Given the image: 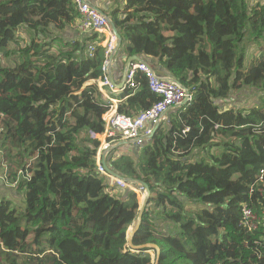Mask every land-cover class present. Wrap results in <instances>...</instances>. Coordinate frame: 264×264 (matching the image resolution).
<instances>
[{"label": "trees", "instance_id": "16d2710c", "mask_svg": "<svg viewBox=\"0 0 264 264\" xmlns=\"http://www.w3.org/2000/svg\"><path fill=\"white\" fill-rule=\"evenodd\" d=\"M115 3L125 54L193 96L141 147L117 141L106 158L150 187L133 243L156 248H126L139 198L97 170L110 107L96 83L104 36L63 42L79 19L73 0H0V184L21 196L0 195V264H264V102H232L264 93V3ZM117 99L135 119L161 100L143 73Z\"/></svg>", "mask_w": 264, "mask_h": 264}, {"label": "built area", "instance_id": "2783aa9c", "mask_svg": "<svg viewBox=\"0 0 264 264\" xmlns=\"http://www.w3.org/2000/svg\"><path fill=\"white\" fill-rule=\"evenodd\" d=\"M73 1L79 13V19L74 25V29L80 35L98 33L104 36V41L102 42L104 54V62L101 67L102 76L96 81L100 92H108L109 94L117 92L122 93L126 88H134L136 75L138 73H143L149 80L150 89L161 98L153 107L142 112L135 119L118 114L117 101L107 96L110 107L108 112L104 115L106 131L103 135L97 136V138L101 140V146L97 154L98 172L107 178L112 188L133 191L138 197L142 198V196L146 195L144 186L138 181L128 182L125 179L110 175L102 164V160L107 158L110 150L116 146L115 143L117 141H133L137 147H141L148 141L147 138L152 136L155 127L161 124L164 114L169 109L184 102H190L193 96L191 93L188 94L184 88L173 82L171 77L159 75L151 66L141 62H134L130 66L122 89L114 86L109 77V67L110 57L116 49L118 38L113 33L107 17L93 8L90 0ZM96 48L97 44H88L87 54L89 57L94 56ZM244 217L245 224H247L251 230L257 227V217L248 207L244 209Z\"/></svg>", "mask_w": 264, "mask_h": 264}, {"label": "water", "instance_id": "95a60500", "mask_svg": "<svg viewBox=\"0 0 264 264\" xmlns=\"http://www.w3.org/2000/svg\"><path fill=\"white\" fill-rule=\"evenodd\" d=\"M93 8L97 9L101 14H103L104 16L107 17L108 21H109V24L112 28V31L113 33L117 36L118 38V43L116 45V49L114 51V53L112 54V56L110 57V67H109V77H110V80L111 82L113 83L114 86H116L117 88L119 89H122L123 86H124V83H125V79H126V76H127V72L130 68V66L134 63V62H141V63H146L140 56H137V55H134V56H130V57H127L122 63H123V67H122V79H121V82L118 84L117 83V79L115 78L114 76V71H113V60H114V57L116 55V53H121L120 50V46H121V41H122V38L114 24V22L112 21V19L107 15L105 14L102 10L98 9L95 5L91 4ZM147 64V63H146ZM171 80L173 82H175L176 84H178L180 87L184 88L186 90V92L188 94H190L189 90L183 86L179 81H177L176 79L174 78H171ZM187 102H184L178 106H176L175 108H179V107H183L184 105H186ZM173 108L169 109L165 114H164V117L165 115L171 111ZM160 127V125L156 126L155 129H154V132L152 134L151 137H148L147 139L150 140L153 138V136L155 135V133L157 132L158 128ZM134 142L133 141H124V142H120L119 146H127V145H133ZM117 148V146L113 147L110 152L112 150H115ZM108 160H106V158H104L102 160V164L105 166L107 172L114 176V177H117V178H122L119 174H117L116 172H114L109 166H108ZM123 179V178H122ZM128 182H131L130 180H127ZM142 186L145 187L146 189V195L142 201V203L140 204V208L139 210L137 211L136 213V216L132 222V224L129 226V231L127 232V236H126V240H127V244H126V247L127 249L131 250V251H134V252H141L145 249H151V248H156V246L154 245H149V244H145V245H141V246H136L134 245L133 243V238L135 236V234L137 233V231L139 230L140 226H141V223H142V220H143V214H144V211H145V208L148 204V201H149V197H150V194H151V190H150V187L144 183V182H140L138 181ZM133 226V229L131 230L130 232V227ZM149 252V251H147ZM152 264H157V260L156 258H154Z\"/></svg>", "mask_w": 264, "mask_h": 264}, {"label": "crops", "instance_id": "0c3cea01", "mask_svg": "<svg viewBox=\"0 0 264 264\" xmlns=\"http://www.w3.org/2000/svg\"><path fill=\"white\" fill-rule=\"evenodd\" d=\"M90 3L95 5L98 9L102 10L105 14H107L110 17V13L112 10H114L117 7V4L115 3V0H90ZM111 18V17H110ZM82 35H80L75 29L74 26L71 27V29L67 30L64 33L63 36V42H70V40H73L76 37H81ZM121 53H116L114 60H113V73L115 78L118 80L117 83L119 84L121 82L122 79V67L123 65V61L128 57L125 52L123 51L122 47L120 46V50ZM130 57V56H129ZM142 58V57H141ZM145 62H148L149 58H142ZM103 96L106 98V100L108 99L107 96H109L112 100H116L117 101V106H118V99L117 96L121 94V92H117V93H111L109 94L108 92H102ZM245 93H248V91H245ZM249 94V93H248ZM246 95V94H245ZM108 101V100H107ZM244 103H240V105H242ZM169 117V112L165 115V117L163 118V121L168 119ZM136 146L135 144L132 145V147L129 149L132 150L134 147ZM137 149V148H136ZM128 150V149H126ZM124 153L122 150L119 151L118 156H120V154ZM127 248V247H126Z\"/></svg>", "mask_w": 264, "mask_h": 264}, {"label": "rangeland", "instance_id": "374dc122", "mask_svg": "<svg viewBox=\"0 0 264 264\" xmlns=\"http://www.w3.org/2000/svg\"><path fill=\"white\" fill-rule=\"evenodd\" d=\"M259 2L264 3V0H249L250 6H253V5H255V4L259 3ZM28 39H29V37H28ZM249 61H250L249 63H251L252 60L250 59ZM245 91H248L249 94L245 93ZM232 102L234 104H237V105H240V103H244V104H247V105H252V104L253 105H258L259 103H263L264 102V93L259 91V90H252V91H250V89L249 90L246 89L244 91L242 90V91H240L238 93H234L233 94ZM2 171H3V168L0 165V177H2V175H3V174H1ZM0 181H2V180H0ZM7 189H9V188H6L3 185V183L0 184V195L2 196V194H8V198H10L14 202H17L18 204H21V196L19 194L15 193V192L11 191V190H8V192L6 193ZM144 197L145 196H142V198L138 197L140 204L142 203ZM188 202H192V201H188ZM195 207L197 208V206H195V205H192V204L190 205V208L192 210H194ZM154 221L157 222L159 225L161 224V221H158L156 216L154 217ZM256 221H259L258 217H257ZM132 229H133V226L130 227V232H131Z\"/></svg>", "mask_w": 264, "mask_h": 264}]
</instances>
